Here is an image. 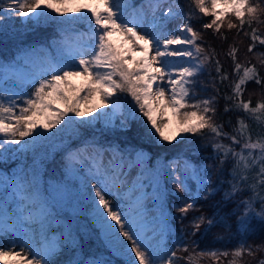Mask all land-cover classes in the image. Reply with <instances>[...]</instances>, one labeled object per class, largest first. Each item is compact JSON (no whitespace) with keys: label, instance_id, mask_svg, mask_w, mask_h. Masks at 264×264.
Here are the masks:
<instances>
[{"label":"snow or ice","instance_id":"6c2138e0","mask_svg":"<svg viewBox=\"0 0 264 264\" xmlns=\"http://www.w3.org/2000/svg\"><path fill=\"white\" fill-rule=\"evenodd\" d=\"M189 5L194 10L184 16L182 10L176 11L179 5L170 0H142L137 7L132 6L131 0H88L82 5L80 0H0L3 13L36 23L49 15L44 9L67 17L60 21L62 25L70 26L79 20L89 22L87 33L69 35V28H61L62 39L58 42L60 58L49 62L38 76L33 77L38 79V83H33V90L22 99V103L18 104L12 96L5 97L7 90L0 88V149L8 144L21 145V141L24 142L21 148L28 149L43 136V133L36 132L37 128L50 130L57 125L75 123L70 113L83 118L109 105L111 111L99 113L93 119L103 117L106 125L118 119L122 128L127 127L122 119L119 97L112 99L117 93H124L135 102L128 115H135L138 108L163 141L171 143L181 133L211 134L218 166L222 168L226 161L231 162V180L223 202L243 197L246 191L251 193L247 198H241L243 212L235 222L237 235L243 238L230 250L200 249L193 242L191 250L188 245H178L175 250L165 252L158 244L164 234L163 220L154 218L148 221L140 198L132 200L129 197L127 211L106 198L113 189L119 195L120 190L126 187L124 169L142 164L144 154L137 153L135 160H131L115 150L108 153L102 147L69 152L63 161L65 172L74 174L77 165L87 168V175L95 181L90 186L94 215L104 230L107 243L119 250H127V264H178L180 260L185 264H199V260L204 258L210 259L212 264H223L221 258L229 256L231 259L227 264H240L245 256L255 257L257 252H264V242L255 245L246 242L253 221L258 219L264 229V74L251 61L240 62L237 58L239 49L235 45L229 47L227 55L232 60L233 78L229 85L230 93L223 95V112H235L237 115L235 124L228 121L232 125L231 131H225V125L217 122L218 96L201 97L198 89L205 90L199 78L205 66L213 61L220 83L229 80L230 76L215 59V49L206 47L201 32L191 23L195 12L201 17H211L210 22L202 24V28L212 29L222 40H227L221 32L225 23L229 30L237 29L238 35L248 25L250 31L244 35L251 41L247 51L252 53L257 45L264 47V35L252 27L253 23H264L261 20L264 2L189 0ZM178 17L183 19L173 31L168 24ZM233 17L238 23L233 22ZM2 19L4 16L0 15ZM113 36L122 37V40L114 41ZM35 52L33 49L25 53V64L33 63ZM138 52L143 55L137 57ZM257 56L259 64L264 67V52L257 53ZM0 73V84L12 77L23 79V73L15 63L0 65ZM77 77L84 80L80 86L72 84V79ZM249 83L262 90L255 105L251 99H244ZM215 91L219 92V89ZM97 98L99 103L93 104L89 110L81 108L82 100ZM167 109H171L177 121L175 135L165 134L166 118L158 120L153 115ZM81 123L90 124L91 121L81 120ZM28 137L31 140L25 139ZM223 140L230 143L225 144ZM176 167L180 169L181 165L177 163ZM205 167L210 168L211 165ZM182 169L185 179L178 178L177 191H187L185 180L190 178L197 181L201 189H207L206 200L216 194L210 176L206 179L203 169L188 160L183 161ZM67 191L61 183L42 188L41 173L35 164L25 166L11 176L0 174V232L17 233L19 236L10 243L0 244V264H50L49 257L64 245L71 246L74 251L80 247L88 233L74 232L70 224L61 232L60 238L49 235ZM257 200L260 201L259 212L253 207ZM177 211L187 218L189 213L196 211L195 202L190 199ZM234 215L236 213L233 212L218 217L201 212L192 217L190 232L196 235L201 229L211 232L220 228L230 233L234 225L229 221ZM221 238L216 237L217 240ZM178 252H187L188 255L178 256ZM69 264L85 262L70 260ZM87 264L109 262L93 258ZM257 264H264V257Z\"/></svg>","mask_w":264,"mask_h":264},{"label":"trees","instance_id":"16d2710c","mask_svg":"<svg viewBox=\"0 0 264 264\" xmlns=\"http://www.w3.org/2000/svg\"><path fill=\"white\" fill-rule=\"evenodd\" d=\"M174 4L179 5V10L186 16L194 9L190 7L189 0H172ZM142 0H131L133 7L139 6ZM264 2V0H262ZM52 14L56 13L54 11ZM0 15L4 19L0 20V65L13 64L15 66L21 65L24 60L26 52H31L35 49L33 55L39 61L55 62L60 58L61 52L58 42L62 39L61 28H69V35L78 34L79 31H86L87 20H79L73 25H62L60 19H56L55 15H48L43 17L39 23L34 20H23L18 15H7L0 11ZM183 18V17H182ZM233 22L238 23L233 17ZM211 17L204 16L195 12L192 18V26L201 32L203 41L206 47L215 49V59L219 61L220 65L225 71L229 73L230 79L220 83L216 78L215 62L205 66L203 74L200 76L202 87L205 89L199 91V96H218L217 103V122L225 125L224 130L230 132L232 125L228 123L229 120L235 124L237 113L223 112L225 101L223 95L230 93L229 87L232 80V60L227 55L229 47L235 45L239 52L237 58L244 63L251 61L256 64L264 74V67L259 64V57L257 53L264 52V47L257 45L252 53L247 51L248 45L251 43L249 38L244 35V32L250 31L248 25H245L244 31L237 34V29L229 30L227 24L221 28V32L227 36V40L219 38V34L213 32L212 29H203L202 24L210 22ZM264 20V16L261 17ZM63 21V20H62ZM253 28H257L259 34L264 35V23H253ZM40 73V72H39ZM38 73V75H39ZM2 79V73H0ZM215 80V86L213 81ZM38 83V79L34 81ZM33 82V83H34ZM33 83L25 82L22 79L15 77L4 80L0 84V88L7 90L4 92L5 97L12 96L17 100V103H22V99L27 98L28 94L33 90ZM73 84V83H72ZM75 85V84H74ZM80 86V84L76 85ZM215 89H219L216 92ZM262 90L255 84L249 83L247 91L244 93V99H251L253 105L261 98ZM18 94V95H14ZM84 95V93H80ZM123 103L122 104V119L126 121L127 127L122 128L120 120H115L111 125H104L101 120L97 119L93 123H81L73 114L72 119L75 123L57 125L55 128L45 130L43 136L38 139L34 146L28 149H22L21 145L8 144L5 148L0 149V174L11 176L13 173L20 171L25 166H32L35 164L41 173V187L47 185L61 183L67 188V195L64 197V202L61 207L57 209L59 215L56 217V223L49 231L50 236L60 238L65 227L71 225L73 231L79 230L80 233H88L85 240L75 251L71 246L64 245V247L49 258L50 264H69L71 261H82L87 264L93 258L103 259L109 264H126L119 258L112 255L110 250L104 245L100 236L99 230L92 222L90 216L91 195L90 186L95 181L87 175V168L76 166V172L69 175L65 172L63 161L70 151L80 150L83 148H115L123 154L125 159H131L135 152L143 151L147 158L141 164L139 170L142 175V182L150 187L153 183L154 176L158 181V186L153 194L152 204L156 205L159 214L162 216L163 228L165 230V240L159 244V247L165 252L175 250L178 245H188L191 250L193 242L199 245L200 249L216 248L221 250H230L243 237L237 235L235 222L238 216L243 212V207L240 206L241 198H247L251 195L246 191L243 195L234 197L230 202H223V197L228 191L231 176L229 170L231 162L226 161L224 166L220 168L217 161L214 159L215 153L212 149L211 134L207 136H200L192 133L169 142H157L153 134L150 132L151 128L148 125L147 118L143 117L136 109L135 115H128L130 106L135 102L132 98L124 93L116 94ZM122 97V98H121ZM60 108L63 105L58 106ZM243 115V113H239ZM68 118L65 117V120ZM27 140V139H26ZM31 140V139H30ZM225 144L230 143L228 140L222 141ZM185 159L198 167H203V173L206 177L210 176V183L216 189V194L213 197L204 198L206 188L198 189L197 196H193L194 183L191 182L187 187V191H177L176 185L179 180L174 176L171 162L174 160ZM211 165V167H205ZM202 173V174H203ZM113 205L119 204L123 208L121 198L112 194L106 195ZM194 201L196 211L189 213L187 218L181 216L177 211L178 207L184 206L186 202ZM256 212L260 211V201L257 200L254 204ZM201 212L211 216L224 217L227 213H236L229 223L234 227L230 233L220 228H214L211 232H201L192 235L190 232V222L192 217L199 215ZM253 228L247 236L248 244H259L264 242V229L261 228L257 220L253 221ZM222 237L217 240L216 237ZM19 239L12 232L0 233V244L5 242H12ZM178 256H187V252H178ZM264 257V252H257L255 257L245 256L240 264H257V261ZM223 264H227L228 258H221ZM178 264H185L180 260ZM199 264H212L208 258L199 260Z\"/></svg>","mask_w":264,"mask_h":264},{"label":"rangeland","instance_id":"374dc122","mask_svg":"<svg viewBox=\"0 0 264 264\" xmlns=\"http://www.w3.org/2000/svg\"><path fill=\"white\" fill-rule=\"evenodd\" d=\"M171 3L174 4V2L172 0H170ZM85 3H88V0H80V4H85ZM141 4V3H140ZM139 4V5H140ZM176 5V4H174ZM74 5H69V7H73ZM78 6V5H77ZM45 12L49 13L50 15H55L57 13H54L52 14V10L51 9H44ZM177 12H180L179 8L176 9ZM78 15V14H77ZM90 15V14H89ZM23 20H27V19H24L22 18ZM56 19H60L61 21L62 20H65L67 19V17L65 16H60V15H57L56 16ZM183 19L182 17H178L176 21H172L168 24V27L171 28L173 31L175 30V26L176 24L181 20ZM89 23V22H88ZM88 23L86 24L85 28H86V31L85 32H82V31H79L78 34H81V33H87L89 31V28H88ZM114 41H117L119 42L120 40H122V37H118V36H113L112 38ZM137 57L143 55L142 53H137L136 54ZM80 57L78 56L77 57V60L79 59ZM32 61L33 63H29V64H25V61L23 60L22 61V64L21 65H18V66H15L17 69H19V71L21 73H23V81L25 82H30V83H33L35 80L33 79L34 76H38V73L41 72L45 67H47L48 63L51 62V61H48L46 62L47 60H45L44 62L43 61H39L38 58L36 57H32ZM34 65V66H33ZM72 83L75 84V85H78V84H82L84 83V80L83 78L81 77H77V78H73L72 79ZM119 95V93H117ZM122 98V97H121ZM113 100H116L117 99V95L114 96L112 98ZM99 103V100L98 98L97 99H90V100H82L80 102V106L83 110H89L90 107L93 105V104H98ZM119 103L121 105V109H122V100L119 98ZM60 105H55L54 107H58ZM62 106V105H61ZM104 111H111V107L110 105L107 107V108H99L97 110V112H93L91 116H87V117H76L78 120H83V121H91V123L95 122L97 119H93V117H96L99 113H102ZM154 117L157 118L158 120L159 119H165L166 118V122H167V126L163 129L165 134L166 135H175L176 131H177V121H176V118L173 117L172 115V112H171V109H167V110H163V111H158L156 113H153ZM99 120H101V123H103L104 125L105 124V120L103 117L99 118ZM115 120H113L114 122ZM113 122L111 124H113ZM109 124V125H111ZM149 127L151 128L150 132L153 134L154 136V139L157 141V142H166V141H163L160 139L159 135L155 133L154 129H152L151 127V124L148 123ZM126 128V127H124ZM36 132H40V133H44V129L43 128H37ZM36 133H33V135H35ZM188 133H181L180 136H177L176 139L180 138V137H183L185 135H187ZM27 140H30L31 137H28V138H25ZM86 148H83L82 151H84ZM89 151L90 148H87ZM108 153H111L113 150H115L117 153L120 154V151L116 150L115 148H107L106 149ZM70 152H74V151H70ZM142 152L144 154V160H146L147 156L146 154L143 152V151H137L134 153L133 157L131 158V160H135V157H136V154L137 153H140ZM106 159H107V156H106ZM126 159H128V157H126ZM183 161H185V159H180V160H174L171 162L172 164V169H173V174L174 176L178 179H185V174H183V169H182V165H183ZM177 163H179L181 165V168L180 169H177L176 165ZM141 164H136L134 166H132L131 168H128L126 167L124 169V172L127 174L126 177L124 178L125 179V183H126V187L122 188L119 192V195H117V190L116 189H113V192L115 193L116 196H118L119 198H121L122 200V204H123V209L125 211L128 210V203H129V197H131L132 200H135L137 198H140V202L143 206V211L145 213V217L148 221H152L154 218H158V219H162V216L159 214V211L158 209L156 208V205L152 204L151 201H153V194L154 192L156 191L157 189V186H158V181L156 179V177L154 176V179H153V183H150V187H148L147 185H145V183L142 182V175H141V172L139 170ZM201 169H203V167H200ZM207 179V177H205ZM191 182L194 183V193H193V196H197V190L200 189V187L198 186V182L195 181V180H192L190 178L186 179L185 180V183L187 184V187L190 186ZM131 189H135L134 191H130ZM90 216L92 218V222L93 224L95 225V227L98 228L99 230V233H100V236L102 238V241L104 243V245L106 246V248L108 250H110V252L112 253V255L116 258H119L120 260H122L123 262H125L127 264L128 260H129V254H124V253H121V254H117L113 251V249L106 243V238L104 237V230L102 228V226H99V221L96 219L95 215H94V212H93V208L91 207L90 209ZM1 233V232H0ZM165 230H164V234H163V238L160 239L158 241V243H161L165 240ZM14 234L15 236H18L17 233H12ZM150 234V233H149ZM154 244L157 243L156 240L153 241ZM134 255V254H132ZM50 258V257H49ZM7 259V258H6Z\"/></svg>","mask_w":264,"mask_h":264},{"label":"bare ground","instance_id":"6f19581e","mask_svg":"<svg viewBox=\"0 0 264 264\" xmlns=\"http://www.w3.org/2000/svg\"><path fill=\"white\" fill-rule=\"evenodd\" d=\"M99 226H101V224H100V222H99ZM104 237H105V234H104ZM121 239H123L122 237H121ZM106 241V240H105ZM106 243H107V241H106ZM108 244V243H107ZM112 249H113V251L115 252V253H117V254H121V253H124V254H129L128 252H127V250H119L118 248H116V247H114V246H112V245H110V244H108Z\"/></svg>","mask_w":264,"mask_h":264}]
</instances>
